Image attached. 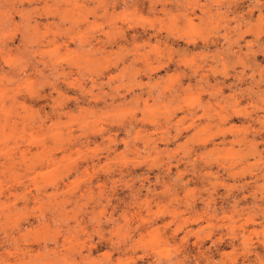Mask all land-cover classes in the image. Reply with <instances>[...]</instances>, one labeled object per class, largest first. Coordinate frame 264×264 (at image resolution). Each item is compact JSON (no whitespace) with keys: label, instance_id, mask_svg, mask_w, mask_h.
<instances>
[{"label":"rangeland","instance_id":"1","mask_svg":"<svg viewBox=\"0 0 264 264\" xmlns=\"http://www.w3.org/2000/svg\"><path fill=\"white\" fill-rule=\"evenodd\" d=\"M0 264H264V0H0Z\"/></svg>","mask_w":264,"mask_h":264}]
</instances>
